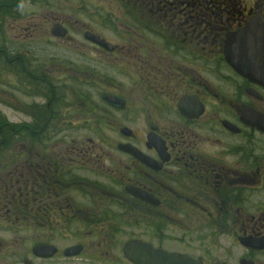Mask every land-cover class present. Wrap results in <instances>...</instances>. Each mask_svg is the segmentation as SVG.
I'll list each match as a JSON object with an SVG mask.
<instances>
[{"label": "flooded vegetation", "instance_id": "flooded-vegetation-1", "mask_svg": "<svg viewBox=\"0 0 264 264\" xmlns=\"http://www.w3.org/2000/svg\"><path fill=\"white\" fill-rule=\"evenodd\" d=\"M253 17L264 0H0V264H132L124 242L176 230L264 264L238 240L264 238V87L222 50Z\"/></svg>", "mask_w": 264, "mask_h": 264}, {"label": "water", "instance_id": "water-1", "mask_svg": "<svg viewBox=\"0 0 264 264\" xmlns=\"http://www.w3.org/2000/svg\"><path fill=\"white\" fill-rule=\"evenodd\" d=\"M54 35H65L60 26L51 29ZM86 38L103 48L109 49V43L100 40L94 34L87 33ZM223 53L225 61L241 76L264 87V25L258 17L251 18L237 31H230L224 37ZM239 242L255 249H264V238L251 235L241 236ZM123 255L133 264H202L201 259L188 254L168 252L161 247L155 248L141 241L129 240L122 246ZM240 264H252L251 261L240 259Z\"/></svg>", "mask_w": 264, "mask_h": 264}, {"label": "rangeland", "instance_id": "rangeland-1", "mask_svg": "<svg viewBox=\"0 0 264 264\" xmlns=\"http://www.w3.org/2000/svg\"><path fill=\"white\" fill-rule=\"evenodd\" d=\"M189 1H193V0H189ZM200 1H205V0H200ZM84 4H81V6L78 8V10H82L85 11L87 10L88 12H90V8L88 9V7L84 8L83 7ZM82 17L84 18L85 16H88V14L86 13L85 15L83 14V12H81ZM87 20V18H85ZM113 19H117L115 16L113 17ZM92 26V25H91ZM115 37H117V35H113L112 39L113 40ZM216 44L213 45V47ZM212 47V48H213ZM98 58H103L102 55L98 54ZM119 66H121L122 68H124L123 64L120 63ZM119 91L128 94V91L126 90V88H124V86L122 84H119L118 87ZM122 115L117 116V115H111L108 120L114 122V123H118L119 120H121ZM193 220H197V219H193ZM194 228V227H193ZM177 233V241H169V242H165L163 244V246L166 247V249L168 250H174L176 252H184V253H189L191 255H196V256H202L203 258H205V262L206 264H209L211 262H218V264H223V262L225 261L227 264H237V256L238 254H240L241 250H240V246L238 245V252H237V248L232 247L230 245V243H233V238L232 235L236 232L233 231H222V232H218V233H195L194 231L192 233H182L181 230L179 231H175ZM219 241L217 243L218 246L209 243V242H213V241ZM204 243H206L207 245H210V247H205Z\"/></svg>", "mask_w": 264, "mask_h": 264}, {"label": "trees", "instance_id": "trees-1", "mask_svg": "<svg viewBox=\"0 0 264 264\" xmlns=\"http://www.w3.org/2000/svg\"><path fill=\"white\" fill-rule=\"evenodd\" d=\"M212 31H216V29H213ZM211 41L213 42L210 46L213 47L214 44H216L217 39H211Z\"/></svg>", "mask_w": 264, "mask_h": 264}]
</instances>
